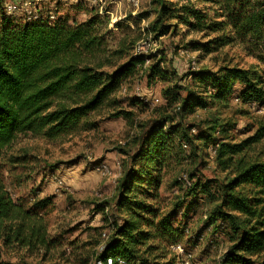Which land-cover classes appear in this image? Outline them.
<instances>
[{"label":"trees","instance_id":"16d2710c","mask_svg":"<svg viewBox=\"0 0 264 264\" xmlns=\"http://www.w3.org/2000/svg\"><path fill=\"white\" fill-rule=\"evenodd\" d=\"M152 4L156 6L154 32L182 27L184 37L197 36L190 47L199 58L212 56L217 71L193 75L205 93L213 92L212 100H229L237 86L242 103L264 105V0H152ZM94 25L91 19L79 24L42 18L12 23L1 15L0 249L46 255L57 246L48 236L45 216L51 199L34 200L26 206L14 201L4 186L1 171L5 162L19 163L13 156L6 157L19 138L52 142L92 131L97 124L90 117L105 110L113 112L112 118L131 122L132 113L121 108L116 94L137 66L144 64L143 59L129 56L124 46L109 50ZM227 47L240 49L250 63L242 67V60L227 59ZM161 63L148 67V83L168 82ZM180 91L177 85L161 91L165 105L159 110L176 106L175 115L139 125L138 139L132 142L134 151L120 150L127 161L116 183L112 205L116 216L97 260L158 264L172 254L169 246L180 244L182 233L172 225L179 206L159 216L149 202H157L159 174L184 145L190 158L199 153L205 156L202 150L210 146L215 166L224 174L223 183L216 187L219 199L205 219V227L213 226V232L225 229L228 247L220 264H264V150L258 149L264 140V125L240 141L224 138L210 143L208 135L199 144L202 136H193V127L183 125L182 116L210 103L193 97L192 91L183 98ZM149 171L155 179L144 184L145 192L139 191L146 180L142 174Z\"/></svg>","mask_w":264,"mask_h":264},{"label":"rangeland","instance_id":"374dc122","mask_svg":"<svg viewBox=\"0 0 264 264\" xmlns=\"http://www.w3.org/2000/svg\"><path fill=\"white\" fill-rule=\"evenodd\" d=\"M15 1L17 4L31 3V9L43 20L53 16L52 23L66 19L69 24H79L91 19L109 50L124 46L129 56L143 59L144 64L137 66L134 76L116 94L121 108L133 115L130 123L122 118H112L113 112L105 110L90 117L97 124L95 130L52 142L30 136L16 141L6 157L13 156L19 163L5 162L1 171L4 186L14 201H21L26 206L34 200L51 199L45 216L48 236L57 246L46 255L0 249V264H94L104 244L101 235L104 233L108 239L110 224L116 216L112 210L116 183L127 161L120 150L134 151L132 142L139 136V125L177 113L176 106L159 110L165 105L161 95L163 89L177 85L182 88L180 95L183 98L192 91L193 97H201L206 99L205 103H210L205 109L195 108L182 116V124L193 127L192 135L202 136L199 144H203L208 135L212 140L210 143L224 138L240 141L251 137L264 125V105L242 103L239 87L235 86L229 100L219 103L210 98L212 91L205 93L202 85L193 81L196 73L217 71L212 56L199 58L190 47L192 40H198L197 36L184 37L182 27L154 32L152 23L156 6L152 0H138L136 8L127 0H107L104 6L95 5L92 0ZM0 2L3 4V0ZM2 6L0 19L5 14ZM5 16L12 23L24 21L22 11ZM225 52L229 55L227 59L242 60V67L250 63L236 47H227ZM160 60V68L167 73L168 82L155 80L148 83V67ZM221 61L219 58L218 62ZM258 149L264 150V140ZM178 150L179 156H172L170 164L159 174L161 184L157 202L149 203L156 206L159 216L179 206L172 225L182 233L180 244L184 253L191 254L192 264H220L228 247L226 232L218 228L215 233L213 226L206 228L205 219L219 199L216 187L223 183L224 174L216 168L210 146L203 148L205 156L199 153L191 158L187 146L182 145ZM102 165L108 169L104 175L96 172ZM139 167L137 165L135 169ZM142 176L146 180L139 191L145 192L144 184H152L155 174L149 171ZM55 179L61 185H57ZM205 184L208 187L202 189ZM156 263L180 264L173 253Z\"/></svg>","mask_w":264,"mask_h":264},{"label":"built area","instance_id":"2783aa9c","mask_svg":"<svg viewBox=\"0 0 264 264\" xmlns=\"http://www.w3.org/2000/svg\"><path fill=\"white\" fill-rule=\"evenodd\" d=\"M92 2L95 5L104 6L106 5L107 0H92ZM127 2L130 3L135 8L138 6V0H127ZM3 11L6 15H10V14H14L16 12L22 11L24 13L23 22H30V21L37 20L38 18H41L39 15H37L38 13H36L35 10L31 9V3L29 2L17 4L15 0H3ZM48 19L53 20L54 17L50 16L48 17ZM107 171L108 169L103 165L99 166L96 169V172L100 173L101 175H104ZM55 182L57 185H61V182L58 179L57 180L55 179ZM101 237L103 239V242L105 243V241L107 240V236L103 233ZM103 248H104V244L101 245L100 250L102 251ZM168 249L171 253H173L178 258L180 264H192L191 254L184 253L181 244L169 246ZM94 264H105V263L100 260H96ZM106 264H112L111 259H107ZM118 264H124V263L121 261H118Z\"/></svg>","mask_w":264,"mask_h":264}]
</instances>
